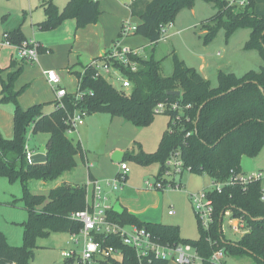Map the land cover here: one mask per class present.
Segmentation results:
<instances>
[{"label":"trees","instance_id":"16d2710c","mask_svg":"<svg viewBox=\"0 0 264 264\" xmlns=\"http://www.w3.org/2000/svg\"><path fill=\"white\" fill-rule=\"evenodd\" d=\"M207 1L215 2L217 11L201 23L204 43L211 41L220 28L229 35L238 27H248L250 35L245 47L257 49L264 58V14L254 11L253 1L243 4ZM194 2L133 0L127 6L131 15L140 19L134 33L146 36L151 43L159 41L162 37L160 27L172 23L178 10L191 8ZM98 4L99 0H69L60 10L53 0H41L45 18L38 25L42 30H51L63 20L73 19L76 28L84 27L97 21ZM4 33L12 45L26 40L18 29ZM109 52L92 60L102 61ZM131 59L138 63L135 71L121 67L130 81L128 90L118 89L103 76L93 77L89 62L82 66L83 74L77 73L81 97L76 98L74 92H68L60 105L49 113L43 111L44 104H34L26 109L18 105L17 96L23 89L14 90L13 83L20 69L9 72L7 79L1 81L0 101H12L14 109L12 136L4 138L0 134V176L9 182L19 181L20 199L27 218L22 222L23 242L20 246L9 245L0 231V264H29L34 258L37 237L52 231L74 234L82 228V223L71 214L86 205L84 184L63 182L49 189L46 195L34 193L29 188L30 180L52 181L76 166L75 158L82 155L83 149L66 133L68 119L74 111H84L86 115L103 112L111 117L121 116L137 126H146L153 120L159 103L171 102H178L179 108L168 110L169 120L156 150L145 152L137 144L138 150L124 153L122 160L129 157L142 165L158 163L155 180L162 179L165 183L162 176L165 161L177 151L184 171L206 174L212 183H224L219 192L209 189L207 193L212 201V222L207 228L199 223L198 240L189 241L180 237L178 225L142 222L125 208L106 210V218L121 225L142 227L162 245L188 243L203 264H214L210 258L218 250L223 255L249 256L254 264H264V180L246 186L230 182L231 170L235 174L244 173L240 168L241 157H254L264 147V65L239 77L219 71L217 84L212 86L209 80L175 55L173 72L167 76L161 73V62L152 56L138 55ZM170 91H179V95H170ZM172 118L176 119L174 124ZM29 129L32 134H49L44 144V162L28 163L25 159ZM88 177L92 179L90 173ZM227 211L230 212L229 219H242L246 226V232L237 239H226L222 233L223 216ZM104 244L115 247L120 255L100 258L96 264H168L167 260L151 258L149 262L148 257L139 258L132 247L124 245L115 235L106 236Z\"/></svg>","mask_w":264,"mask_h":264},{"label":"rangeland","instance_id":"374dc122","mask_svg":"<svg viewBox=\"0 0 264 264\" xmlns=\"http://www.w3.org/2000/svg\"><path fill=\"white\" fill-rule=\"evenodd\" d=\"M28 1L0 0V6L9 11L4 18L5 22L13 21V24L17 25L16 27L24 33L27 39L36 40L33 36L40 28L33 26L29 21L31 13L27 8ZM100 1L102 0H99L98 7ZM226 1L239 3L238 0ZM245 1L248 2V0ZM252 1L254 11L263 15L264 0ZM123 7L127 8V5L124 4ZM32 9L36 13L44 12L41 7L35 6ZM216 11L215 2L195 0L191 8H181L177 11L172 19V28L168 29L159 41L151 43L146 36L134 32L120 35L119 30L117 36L115 34L117 40L113 45L131 49L144 45L145 51L140 52V55L152 56L159 60L161 73L164 76L173 72V55H175L186 66L193 67L202 74L212 86L217 84L219 71L232 73L239 77L249 70H258L261 65H264V58L257 49L245 47L250 35L248 27H238L229 35H226L224 28H220L211 41L204 43L201 23L207 21ZM123 14L126 18L122 20V23L127 20L137 25L140 21L138 16L131 15L129 9L124 10ZM106 21L113 22L114 17L109 15ZM77 29L79 28H76L74 20L73 31ZM111 83L115 87L119 86L118 80L113 79ZM61 84L70 92H74L77 87L74 75H67L66 80ZM52 109L50 104L43 107L45 113H49ZM168 120L167 113H156L148 125L137 126L121 116H114L110 119V115L103 112L86 115L84 124L78 125L74 133L68 134L70 139L74 143L79 142L83 149L82 155H77L75 158L76 166L52 181L30 180L29 188L34 193L46 195L49 189L63 182L84 184L90 201L91 187L87 186L88 171H90L93 179L103 184V193L110 197L111 203L117 199L135 210L142 219L150 221L158 219L178 225L182 239L196 241L199 238L198 224L204 225L205 217L202 214L199 216L196 214L191 196L211 189L212 180L208 175L185 170L181 176L176 175L174 178L176 183H180L179 186L164 185L161 189L148 187L145 181L155 182L158 163L142 165L126 157L124 162L129 171L122 180L121 186L112 189L104 185L116 178L115 174L120 172V161L113 160L112 154L107 155L106 148L117 144L124 154L131 150L137 151L138 144L143 151L153 152L158 146ZM48 137L47 133L32 134L29 129L26 142L30 148L37 150ZM261 163H264V157ZM21 194L19 181L9 182L0 176V231L4 233L7 243L11 246H20L23 242L22 222L27 218V211L20 199ZM168 210H173L174 213L168 215ZM222 233L226 239L234 235L229 226L228 214L223 216ZM75 237L79 239L78 243H75L73 235L68 232L52 231L45 236L37 237L33 248L34 258L29 264H80L75 257L66 258L62 255V252L80 253L81 235L77 233ZM221 261L222 264H254L249 256L232 257L228 254H224ZM191 264H203V262L200 258H195Z\"/></svg>","mask_w":264,"mask_h":264},{"label":"built area","instance_id":"2783aa9c","mask_svg":"<svg viewBox=\"0 0 264 264\" xmlns=\"http://www.w3.org/2000/svg\"><path fill=\"white\" fill-rule=\"evenodd\" d=\"M126 5H128L133 0H122ZM239 4H243L245 0H238ZM172 23H168L160 27L161 35L164 36L167 28L171 27ZM136 25L131 24L129 21H124L120 28V34L128 35L134 32ZM3 42L7 45H12L8 39L7 35L3 34ZM16 49L19 58L29 61L36 62L39 52V43L33 39L23 40L20 44L13 45ZM139 50L131 49L128 47L121 48L117 45H113L111 51L105 56L102 61L91 60L90 66L93 68V77L103 76L108 80H118V89L128 90L130 88V81L127 76L123 73L121 67L129 68L131 71H135L138 67L137 61L131 59V56H138ZM83 74V70L81 72ZM47 81L53 88L55 96V108H57L61 100L68 93L65 88L60 87V77L54 70H44ZM80 79H77V87L74 91L76 98H80L82 92L79 91ZM178 102L171 103H159L155 108L156 113H168L169 109H178ZM86 116L84 111H74L72 116L68 119V128L66 130L67 134H72L75 132V128L78 125L84 123V117ZM178 118V117H177ZM176 119L172 118V124H174ZM189 135V133H187ZM34 153L33 150L25 144V159L28 163H31V156ZM118 175L113 180H109L106 185L110 186L112 189H117L121 186L122 180L129 171L128 166L125 162L119 164ZM184 171L182 161L179 158V153L173 152L169 158L165 161V166L162 172V176L166 179L164 183L162 179L155 180L154 183L145 181V185L148 187H154L161 189L164 185L168 186H179V183L175 181V176L181 174ZM118 177V178H117ZM169 178V179H168ZM264 180V171H253L248 173L235 174L231 170L230 182L241 184L246 186L247 184ZM168 181H174L175 184L171 185ZM224 183H212L211 189L220 191ZM87 186L91 187V200H88V190L86 192V205L84 209L76 211L71 214V217L82 223V228L78 232L82 239V249L79 254L75 251L62 252V255L66 258L75 257L80 264H96L98 259H105L107 257H118L120 255L119 251L112 245H105L104 238L108 235L118 236L124 245L132 247L139 258L148 257L149 262L151 258L167 260V262H174L175 264H191L195 258H199L195 249L188 243H179L174 246L162 245L154 241L150 234L142 227H138L134 224L121 225L116 222H112L106 218V210L110 209L107 203V196L103 193L102 184L95 180L89 179ZM262 199L264 198V191ZM208 190H203L198 194L192 195L191 199L194 203L196 214L199 216L202 214L205 217L204 225L205 228L212 222V201L207 195ZM173 210H168V214L172 215ZM230 216V212H226ZM201 218V217H199ZM230 220V219H229ZM232 228L235 232L244 229V222L242 219H236ZM204 227V225L201 223ZM77 233L71 234L74 237L75 243L79 242L76 236ZM101 236L100 239H96L95 236ZM223 253L221 250L215 251L211 256V261L214 264H222L221 258ZM15 264V263H8Z\"/></svg>","mask_w":264,"mask_h":264},{"label":"crops","instance_id":"0c3cea01","mask_svg":"<svg viewBox=\"0 0 264 264\" xmlns=\"http://www.w3.org/2000/svg\"><path fill=\"white\" fill-rule=\"evenodd\" d=\"M68 1L69 0H54L53 2L58 9L61 10ZM40 2L41 0H29L27 2V8L29 13H31L29 21L35 27H39L38 24L45 18L44 12L36 13L33 12L32 9L35 6L40 7ZM124 4L125 3L122 0L100 1V13L97 21L95 23L87 24L86 26L77 29V31H73V19H65L58 27L46 32L40 31L42 29L39 27L40 30L36 31L33 36L39 42V52L36 62H29L19 58L15 47L13 45H7L3 42L4 32H12L14 29H18L20 35L25 39L27 38L24 33L16 27L17 25L13 24V21H4V18L9 14V11L0 6V90L1 81H5L7 79V74L15 71L16 69H20V72L13 83L14 90L19 91L23 89L17 96L18 105L21 108L26 109L34 104H44L43 107L50 104L54 109V91L46 79L44 70H54L59 75L60 87L65 88V86L61 83L66 80L67 75H74L75 81L77 82V73L82 71L83 65L89 63L95 57L102 56L108 51H111L114 41L117 40L116 36L121 28L122 20L126 18L123 11L129 9L128 6L127 8L123 7ZM109 15L114 17L113 22L111 21L108 23L106 21V17ZM139 23L140 21L138 24ZM170 28H172V26L167 28V30ZM135 49L139 50V56L145 57L144 55H140V52L143 53L145 51L144 45L135 47ZM12 62H14V64ZM65 90L70 92L66 88ZM13 109L14 103L12 101H0V134L4 138H10L13 134ZM112 118L113 117L110 116V119ZM45 142L46 141L42 142V145L40 146H44ZM117 149L121 152V148L117 144H112L110 147L106 148L105 152L107 155H110ZM31 150H33V148H31ZM33 151L36 152L37 150ZM122 157L118 160L120 163L124 162ZM263 157L264 147L254 157L242 156L240 161V168L242 172L248 173L253 171H264V163H261V159H263ZM88 173L91 174L93 179L92 173L90 171H88ZM70 184L74 183L70 182ZM104 185L108 186L106 184ZM108 187L111 188L110 186ZM109 200L110 197L107 196V203L109 204L110 209L121 211L125 208L129 213L133 214L142 222L167 223L158 219H151L152 221L142 219L135 210L129 208L125 203H123V201H118L116 199V201L111 203ZM235 223H237L236 219L229 220V226L234 234L230 239H237L246 232L245 225L244 229L235 232L232 228ZM170 262L175 264L172 261ZM170 262H168V264Z\"/></svg>","mask_w":264,"mask_h":264},{"label":"water","instance_id":"95a60500","mask_svg":"<svg viewBox=\"0 0 264 264\" xmlns=\"http://www.w3.org/2000/svg\"><path fill=\"white\" fill-rule=\"evenodd\" d=\"M264 33V32H263ZM170 95H175L178 96L179 95V91H170L168 92ZM199 115V111L197 113V117ZM122 157V152L120 151H114L112 154V159L113 160H120ZM31 163H39V162H44L46 161V154H45V150H44V146H39V148L37 149L36 152H34L30 158Z\"/></svg>","mask_w":264,"mask_h":264}]
</instances>
